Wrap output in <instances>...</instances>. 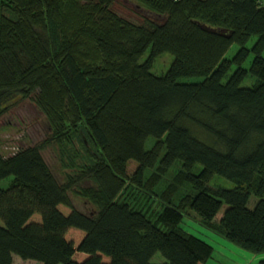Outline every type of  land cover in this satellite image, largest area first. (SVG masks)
<instances>
[{"label":"trees","instance_id":"1","mask_svg":"<svg viewBox=\"0 0 264 264\" xmlns=\"http://www.w3.org/2000/svg\"><path fill=\"white\" fill-rule=\"evenodd\" d=\"M133 1L165 20L125 19L115 0H0V114L34 98L51 125L46 142L83 157L69 182L97 184L79 189L95 210H79L46 163L44 143L9 157L0 151V181L13 176L0 187V264H14V254L38 264L206 263L214 248L181 227L189 208L228 241L264 253V0ZM234 43L240 49L226 59ZM99 44L117 54L111 69L99 64ZM164 53L174 63L155 74ZM249 73L256 82L244 87ZM198 76L204 80L179 81ZM150 137L156 142L147 149ZM132 160L138 168L129 175ZM177 161L172 191L191 185L177 203L165 195L163 211L151 217L125 200L148 169L168 171ZM217 175L237 186L211 185ZM252 195L259 197L253 209ZM70 228L85 231L77 247L66 237ZM77 252L89 256L79 262ZM157 253L165 261L153 262Z\"/></svg>","mask_w":264,"mask_h":264},{"label":"rangeland","instance_id":"2","mask_svg":"<svg viewBox=\"0 0 264 264\" xmlns=\"http://www.w3.org/2000/svg\"><path fill=\"white\" fill-rule=\"evenodd\" d=\"M114 10L119 13L125 19L132 20L136 23H143L144 19H149L156 23H162L165 18L163 16H158L144 9L138 5L133 0H115ZM259 37L254 35L248 42L247 47L251 49L250 55L244 64L245 68H250L255 54L252 51L255 43L258 41ZM99 49L101 52L102 60L99 62L101 67L105 69H111L114 65L117 54L109 47L99 44ZM240 45L234 43L231 48L225 54L226 59H232L238 50ZM150 50L142 57L141 62L149 56ZM264 56V52H263ZM175 56L171 53H164L158 56L153 63L152 72L158 75L166 73L174 63ZM236 69L233 67L232 71ZM231 71V72H232ZM204 80L203 77H181L180 82H201ZM256 82V78L250 73L245 78L243 82L244 87H251ZM32 99L18 100L13 106L5 109L2 114H0V151L5 157H9L16 153L19 149H24L29 146H35L40 144L42 147V155L50 168L55 173V176L61 183L67 185L68 191L71 195V200L73 206L79 210L85 212H92L95 210V206L86 200L79 193V189L84 187L96 186L95 180L70 183L68 180L67 173L71 176L76 175L80 172L78 166L75 162L82 160L83 157L75 154L73 159L68 157L60 145L52 142L50 145L46 142L48 141V136L51 134V125L47 116L42 112V110L37 106L35 101ZM2 108H5L4 106ZM156 139L150 137L147 141L146 148L151 149L155 144ZM82 147L81 144H79ZM84 147L82 151H84ZM90 161V158H87ZM94 159V156H92ZM71 167V169H70ZM138 168V163L132 160L128 164V173L132 175ZM70 169V171L68 170ZM202 169L201 165H198L194 170V174H198ZM181 170V163L177 161L171 169L165 171L160 165L156 164L154 169H148L144 178L145 184L142 186H136L133 184L129 185L124 195L125 200L132 204L133 206L142 208L151 217H156L158 213L162 212L165 206L163 202L164 196L169 195L173 198V202L177 203L187 192L190 191L191 185L185 182L182 186H179L176 192L172 191V187L175 186L173 183L175 176ZM13 176L10 175L7 178L0 181L1 188H8ZM211 185H220L226 188L236 187V183L222 177L215 176L211 181ZM259 197L252 195L248 207L253 209ZM228 207L224 203L222 209L217 215V219L223 215L225 209ZM60 210L64 212H69L70 208L62 205ZM36 219H40V215L36 214ZM35 216V215H34ZM34 216L32 218H34ZM40 216V217H39ZM200 216L192 209L189 208L184 215V219L181 222V227L189 232L190 234L204 240L209 245L214 248L212 257L208 260L207 264H259L261 259H264V253L255 254L228 241L224 236L219 235L207 228L201 221ZM0 224L4 225V222L0 218ZM85 236V231L70 228L67 231V239L70 240L76 247L80 244L83 237ZM89 255L83 252H77L74 256L76 261L82 262ZM14 264H38L36 260H24L19 255H13ZM104 260L108 261L109 258L104 256ZM165 261L161 253H157L152 261L160 262Z\"/></svg>","mask_w":264,"mask_h":264},{"label":"water","instance_id":"3","mask_svg":"<svg viewBox=\"0 0 264 264\" xmlns=\"http://www.w3.org/2000/svg\"><path fill=\"white\" fill-rule=\"evenodd\" d=\"M197 23V22H196ZM204 30L209 31L211 33H217L219 35H225V36H229L226 35L223 31H218L216 28H213L211 26L205 25V24H201L200 25Z\"/></svg>","mask_w":264,"mask_h":264},{"label":"crops","instance_id":"4","mask_svg":"<svg viewBox=\"0 0 264 264\" xmlns=\"http://www.w3.org/2000/svg\"><path fill=\"white\" fill-rule=\"evenodd\" d=\"M207 263H208V261L206 263H200V264H207Z\"/></svg>","mask_w":264,"mask_h":264},{"label":"built area","instance_id":"5","mask_svg":"<svg viewBox=\"0 0 264 264\" xmlns=\"http://www.w3.org/2000/svg\"><path fill=\"white\" fill-rule=\"evenodd\" d=\"M175 1H179V0H175Z\"/></svg>","mask_w":264,"mask_h":264}]
</instances>
